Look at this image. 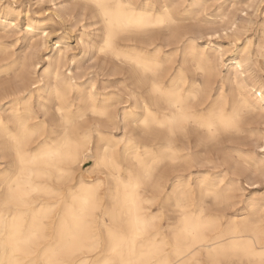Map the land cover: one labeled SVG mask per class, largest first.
Wrapping results in <instances>:
<instances>
[{
  "label": "bare ground",
  "instance_id": "1",
  "mask_svg": "<svg viewBox=\"0 0 264 264\" xmlns=\"http://www.w3.org/2000/svg\"><path fill=\"white\" fill-rule=\"evenodd\" d=\"M6 1L0 217L6 236L13 222L36 233L17 258L144 264L156 254L172 264H264V196L244 192L264 184V78L255 70L264 60V31L226 63L220 46L200 45L202 30L184 23L208 0H103L104 7L48 0L51 18L64 22L78 9L100 25L96 39L95 30L80 37L82 51L109 60L110 74L121 78L117 91L99 84V74L79 75L60 41L40 70L45 19ZM22 15L29 43L17 50L6 28ZM245 132L254 136L252 149L228 146ZM207 164L212 170L201 171ZM13 182L17 199L9 200ZM112 236L123 241L112 257L88 247L93 237Z\"/></svg>",
  "mask_w": 264,
  "mask_h": 264
},
{
  "label": "rangeland",
  "instance_id": "2",
  "mask_svg": "<svg viewBox=\"0 0 264 264\" xmlns=\"http://www.w3.org/2000/svg\"><path fill=\"white\" fill-rule=\"evenodd\" d=\"M12 1L15 2L17 9L22 11L29 9L33 13L36 11V15L34 14L36 18L45 19L41 27L46 29L48 40L46 45L42 44L39 46L40 70L47 65L45 58L54 52L53 49L57 45L56 41H60V44H58L59 47L64 50V55L71 62L70 64L72 66H70L79 75L82 72L86 74L85 78H87L88 76H96L99 74L97 76V79L100 81L99 84L105 81L111 84L112 89L118 91L119 88H122V85L117 82L121 78L110 74L109 60H104L101 55H97L95 52H87L84 54L82 51L80 37L84 33L95 30L91 34V38L96 39L100 33L98 30L100 25L94 24L95 20L90 13L82 14L77 9L69 13L63 22L57 18L49 17L53 4L48 0ZM3 2L7 3L6 0H3ZM195 9L196 7L192 8L194 11ZM45 13L46 15L44 17ZM196 13L193 12L192 15L185 16L184 23L195 29L202 30L203 35L199 40L200 45H208L210 47H214V45L216 47L220 46L226 63L230 62L229 58L236 51L237 46L239 48L242 47L243 43L249 37L258 40L264 31V0H208L207 7ZM16 21L18 22L17 27L12 25L11 28H6V40L9 44H15L17 50H20L21 47H27L29 43L25 41L26 20L22 15L20 20ZM39 30L36 31L38 35L35 36V39H39L40 42L39 35H43V33H41V28ZM210 52L214 54L215 51L212 50ZM255 70L264 78V60L255 66ZM227 71V67H222L223 74H226ZM120 133V131H117L116 135L120 136ZM253 139L254 136L251 137L248 132H245L238 137L235 143L230 141L227 144L228 146L234 147L240 145L241 148L250 150L252 149L251 141ZM216 152V150L213 151V153ZM87 165H90V163H87ZM212 166V164H207L200 169L201 171L212 170ZM241 181L244 182L245 177H241ZM244 192L247 197L252 194L255 196H264V184L258 188H247Z\"/></svg>",
  "mask_w": 264,
  "mask_h": 264
},
{
  "label": "snow or ice",
  "instance_id": "3",
  "mask_svg": "<svg viewBox=\"0 0 264 264\" xmlns=\"http://www.w3.org/2000/svg\"><path fill=\"white\" fill-rule=\"evenodd\" d=\"M97 7H104L103 0H96ZM13 184L8 186L7 198L9 200L17 199V190ZM9 232V225L7 221L0 217V264H24L23 261L19 260L18 254L20 252L19 245L22 242H26L28 239H31L36 235L35 231H25L19 226L15 225L13 222L11 234L6 236V233ZM72 241H75V237L71 238ZM88 247L101 252L102 254L107 251V255L112 257L120 252L123 248V241L118 238V236H112L109 241H100L98 238L93 237L89 243ZM264 257V250L261 253ZM28 264H31L29 261ZM52 264H60L59 261H53ZM95 264H122L120 260L108 258L103 260H97ZM144 264H172L171 261L165 262L162 255L152 254L150 257L144 261Z\"/></svg>",
  "mask_w": 264,
  "mask_h": 264
}]
</instances>
